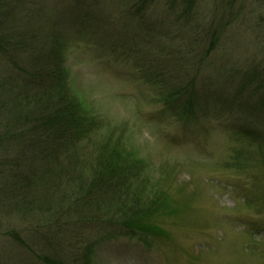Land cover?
<instances>
[{
  "label": "rangeland",
  "instance_id": "obj_1",
  "mask_svg": "<svg viewBox=\"0 0 264 264\" xmlns=\"http://www.w3.org/2000/svg\"><path fill=\"white\" fill-rule=\"evenodd\" d=\"M137 3L46 0L47 16L63 37L70 92L89 115L122 129L126 154L133 149L148 165L128 171L136 200L155 211L132 224L134 234L105 240L96 264H264V0H153L144 20L136 16ZM210 31L217 41L196 89L202 98L210 84L221 100L197 103L194 118L179 117L158 101L169 93L168 77L160 74L176 70L183 81L196 75L187 63L181 66V56L205 50ZM106 133L93 136L95 145L81 144V154L94 156L96 146L112 140ZM4 183L0 171V248L10 256L0 264H36L6 234L21 230L40 252L24 233L40 218L5 211ZM78 203L69 205L88 217ZM68 253L77 256L73 247Z\"/></svg>",
  "mask_w": 264,
  "mask_h": 264
},
{
  "label": "trees",
  "instance_id": "obj_2",
  "mask_svg": "<svg viewBox=\"0 0 264 264\" xmlns=\"http://www.w3.org/2000/svg\"><path fill=\"white\" fill-rule=\"evenodd\" d=\"M31 1L26 6L23 0H0V171L5 177L4 197L10 200L3 201L5 211L22 219L33 214L40 218L37 225L23 231L34 237L40 252L28 246L21 230L11 229L6 236L32 254L36 264H96L95 253L105 240L134 234L137 227L132 224L155 211L144 209L143 202L136 200L140 195L128 171L132 164H137L138 172L148 170V165L133 149L131 157L126 154L129 145L122 129L119 132L89 115L72 95L62 67L63 37L58 24L47 16L46 0ZM39 1L42 8L30 9L37 8ZM152 3L138 0L136 16L144 20ZM216 37L210 31L205 50L192 59L181 56V66L187 63L196 75L183 81L176 70L160 74L168 77L169 93L158 101L179 112V117L194 118L197 103L221 100L210 91V84L202 98L196 89ZM87 119L94 125L89 127ZM102 132L112 140L96 146L95 157L82 155L84 145H95L93 136ZM85 175L88 180L82 179ZM78 200L77 209L87 207L88 217L69 205ZM98 230L104 233L97 236ZM72 247L75 259L68 253ZM0 259L10 261L7 250L0 248Z\"/></svg>",
  "mask_w": 264,
  "mask_h": 264
}]
</instances>
